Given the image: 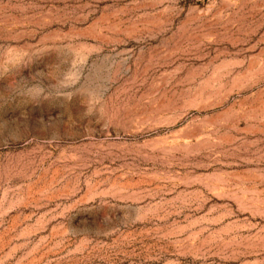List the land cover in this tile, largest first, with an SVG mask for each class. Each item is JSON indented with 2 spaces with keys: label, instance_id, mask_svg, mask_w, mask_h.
I'll return each instance as SVG.
<instances>
[{
  "label": "rangeland",
  "instance_id": "374dc122",
  "mask_svg": "<svg viewBox=\"0 0 264 264\" xmlns=\"http://www.w3.org/2000/svg\"><path fill=\"white\" fill-rule=\"evenodd\" d=\"M0 264H264V0H0Z\"/></svg>",
  "mask_w": 264,
  "mask_h": 264
}]
</instances>
